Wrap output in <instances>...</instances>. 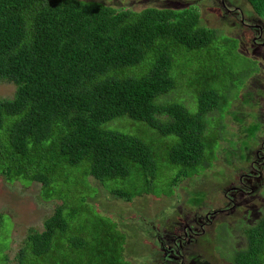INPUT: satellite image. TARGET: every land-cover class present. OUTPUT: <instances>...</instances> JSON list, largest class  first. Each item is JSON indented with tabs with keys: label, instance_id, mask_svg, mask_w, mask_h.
Masks as SVG:
<instances>
[{
	"label": "trees",
	"instance_id": "obj_1",
	"mask_svg": "<svg viewBox=\"0 0 264 264\" xmlns=\"http://www.w3.org/2000/svg\"><path fill=\"white\" fill-rule=\"evenodd\" d=\"M246 1L264 19V0ZM194 8L134 12L80 0H0V81L16 87L12 99L0 100V177L36 183L43 200L60 201L42 232L29 230L14 264H84V257L89 264H132L111 221L94 215L103 229L91 234L76 220L91 214L83 210L95 194L89 178L103 185L131 178L130 188L109 189L130 202L167 180L174 191L212 166L224 131L208 117L230 99L204 71L221 59V48L240 53L238 39L201 25ZM191 71L195 113L163 99ZM119 118L174 138L161 167L143 140L104 128ZM217 233L216 248L220 242L218 252L231 264H264V211L244 237ZM239 238L246 248H235ZM0 264H11L2 249Z\"/></svg>",
	"mask_w": 264,
	"mask_h": 264
},
{
	"label": "rangeland",
	"instance_id": "obj_2",
	"mask_svg": "<svg viewBox=\"0 0 264 264\" xmlns=\"http://www.w3.org/2000/svg\"><path fill=\"white\" fill-rule=\"evenodd\" d=\"M80 1L102 3L115 9H130L134 12L148 8L183 10L194 6L200 15L201 25L217 30L221 36L239 38L242 41L243 45L238 46L239 55L228 47L221 48L219 51L221 59L214 60L213 66H208L204 71L209 77L208 81L218 85L222 89L221 93L227 92V97L230 99L228 108L222 111L216 110L208 117L212 126L219 121L221 131H224L212 166L199 175L180 182L174 191H169V180H167L166 184L157 183L155 194H144L130 202L113 197L109 189L130 188L131 178L125 181H108L105 185L89 178L91 190L95 194L89 196L83 210L90 211L91 214L81 213L76 217V220L85 225L91 234L99 233L103 229L102 223L94 215L111 221L115 229L125 237L124 259L132 264H174L173 261H166L167 257L161 248V239L164 244L173 246L172 242L164 239L166 235H176L185 224L192 225L197 217L229 207L228 211L218 212L212 224L207 226L205 236L199 237H205V241L198 240L200 244L197 247L186 248L185 263L231 264L226 255H220L222 247L220 242L219 250L216 248L218 246L216 238L218 239L219 236L217 230L225 229L228 235L244 237L243 229L248 225L252 226L259 219L253 217V214H262L264 210V166H261L262 174L259 180L253 182L254 191L237 200L236 206L228 201L224 194L227 183L235 180L234 177L237 176L235 175L237 165V167H245L246 173L250 172L249 163L255 157L252 150L256 151L260 148L259 137L264 139V68L261 74L260 70L250 79L256 63L259 62L260 66L264 65L263 54L253 53L252 44L253 39L256 38V30H252L254 27L252 29L244 27L240 21L243 16L247 23L264 27L262 24L264 19L258 17L246 0H224L229 7L241 10L240 18L228 14L219 0ZM255 21L259 23L256 24ZM179 63L183 68L186 66L184 60ZM195 68H198L197 64ZM193 76L192 71L181 75L177 88L163 99L182 104L195 113L198 94L190 85ZM173 77H176L174 73ZM248 79L249 82L256 79L260 83L249 85ZM15 90L14 84L0 81V100L12 99ZM104 128L143 140L156 152L159 167H161L160 159L165 157L169 144L174 141L173 137H162L144 123L128 118L115 119L105 124ZM251 129H255V132L251 133ZM59 203L60 201L57 200H43L40 197V185L36 183L19 181L9 183L0 177V215L4 218L3 223L0 222V250L2 249L9 256L11 264H14V258L23 246L29 230L42 232L44 221L54 213ZM77 208L82 209L80 205ZM248 210L250 213L246 215ZM221 224H226L229 230L225 225L220 226ZM246 245V240L239 238L235 248L240 250L242 247L246 248ZM194 250L203 255H199L196 259L195 253H192ZM224 250L230 254V250H226L225 245ZM83 262L89 264L87 257H84Z\"/></svg>",
	"mask_w": 264,
	"mask_h": 264
},
{
	"label": "flooded vegetation",
	"instance_id": "obj_3",
	"mask_svg": "<svg viewBox=\"0 0 264 264\" xmlns=\"http://www.w3.org/2000/svg\"><path fill=\"white\" fill-rule=\"evenodd\" d=\"M219 1L228 14L236 15L240 18L241 16L240 9H237L236 7H233V8L229 7V5H227L224 0H219ZM240 21H241V25H243L244 27L251 28V29L254 27L252 30H256L255 31L256 38L253 39L252 50L254 54H257L258 52H262L263 59H264V27H261V25L253 26L247 23L244 20L243 16ZM255 22L256 24L259 23L257 21ZM262 24L264 26L263 22ZM238 45L239 47L243 45L242 41L239 38H238ZM248 53L249 52L247 49V54ZM244 55L246 56V54ZM251 59H254V58H251ZM254 61L258 62V60L256 59H254ZM256 65H257V69L256 68L255 69L258 71L253 73L250 79L254 77L255 75H257L260 72V70H261L260 74L262 73V69L264 68V65L260 66L259 62L256 63ZM259 83L260 81H257L256 79L253 82H249V79L247 81V84L249 85L259 84ZM263 84H264V77H263ZM259 138L260 140L259 141L257 140V141L258 143H260V148L257 149L256 151H254V149L252 150L255 157L249 163L250 168H251L250 172L246 173L245 167H237L238 166L237 165L235 169V172H236L235 175H237L238 177L235 176L234 177L235 180H230L226 185V190L224 191L225 197L227 198L228 201H230L235 206L237 205V200L242 199L245 194H250L251 192L254 191L255 186H253V182L255 183V181H258L259 178L261 177V174H262L261 166H264V139L263 137H259ZM229 209H230L229 207H226L224 209H220L221 211L216 210L213 212H209L204 216L197 217L194 220L192 225L185 224L182 227V229L179 231V233H177L176 235L167 236L165 234L166 237L164 239L173 243V246L167 245L166 243L164 244V241L161 239V243H162L161 248H162L163 253H165L167 257L166 261H173L174 264H186L185 263L186 248L188 246L195 248L200 244L199 241H205V237H202V238H199V237L205 236V232H207V229H206L207 226L212 224L218 212H225V211H228ZM249 210L246 212V215H248L250 211L252 212V210L250 211ZM263 211H262V214L261 213L253 214V217L255 218L258 217L259 219L256 220L252 224V226L255 225L262 218ZM242 221L245 222L244 220ZM206 247H207V243H206ZM206 247L204 245V248ZM192 253H195L194 256L196 257V259L199 257V255L200 256L203 255V253L200 254L197 250H194Z\"/></svg>",
	"mask_w": 264,
	"mask_h": 264
}]
</instances>
